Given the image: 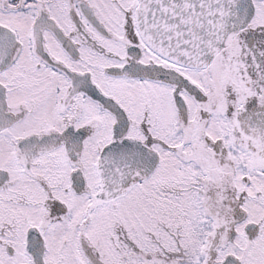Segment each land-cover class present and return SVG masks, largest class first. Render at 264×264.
Listing matches in <instances>:
<instances>
[{
    "label": "snow or ice",
    "instance_id": "6c2138e0",
    "mask_svg": "<svg viewBox=\"0 0 264 264\" xmlns=\"http://www.w3.org/2000/svg\"><path fill=\"white\" fill-rule=\"evenodd\" d=\"M0 264H264V0H0Z\"/></svg>",
    "mask_w": 264,
    "mask_h": 264
}]
</instances>
